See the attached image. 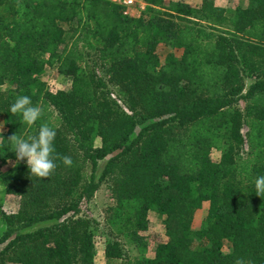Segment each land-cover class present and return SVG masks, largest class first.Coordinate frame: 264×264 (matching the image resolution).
Returning <instances> with one entry per match:
<instances>
[{
    "label": "trees",
    "instance_id": "1",
    "mask_svg": "<svg viewBox=\"0 0 264 264\" xmlns=\"http://www.w3.org/2000/svg\"><path fill=\"white\" fill-rule=\"evenodd\" d=\"M147 2L131 16L108 0H0V162L12 161L0 184L22 205L6 212L0 197V264H94L99 232L104 264H264V0ZM160 43L181 54L161 61ZM46 66L70 87L48 89ZM17 95L41 108L32 125L10 111ZM42 123L56 129V167L36 177L8 138ZM106 180L102 230L86 205ZM150 211L164 232L148 256Z\"/></svg>",
    "mask_w": 264,
    "mask_h": 264
},
{
    "label": "rangeland",
    "instance_id": "2",
    "mask_svg": "<svg viewBox=\"0 0 264 264\" xmlns=\"http://www.w3.org/2000/svg\"><path fill=\"white\" fill-rule=\"evenodd\" d=\"M171 1H181L188 3L190 6L199 8L202 0H166L167 4ZM247 4V0H214V5L216 6H222L227 8H235V7H245ZM186 19H178V22L184 23L186 22ZM202 25H206L205 21H202ZM206 28V27H205ZM208 29V28H206ZM209 30V29H208ZM219 31V30H218ZM215 31L214 32H218ZM181 49L174 48L168 44L160 43L157 48V53L160 57L161 61L168 60L173 57H178L181 54ZM43 57H46V54L43 55ZM100 73L107 77L104 67H101V70L99 69ZM41 81L45 82V85L48 89L55 91L57 89H68L70 87V79L66 76H63L59 74L55 67L46 66L43 73L39 77ZM247 83L250 82V79L246 80ZM10 85L4 84L0 86V89H7ZM114 87H112L113 90ZM239 105L242 107L243 102L240 101ZM5 127L3 124L2 119L0 118V135L4 132ZM177 133H180V135H184L187 131V129H176ZM96 144H99V139H96ZM211 156L213 159H218L220 157V151L219 150H213L211 152ZM105 163V159L99 160V165L97 169V173L99 174L103 168V165ZM12 164V161L0 162V171L7 169ZM0 197L3 209L6 212H17L21 205V200L18 196L13 194H5L3 191V186L0 184ZM114 203V198L111 191V184L108 180L103 181L99 188L95 191L94 196L88 201L87 203V211L91 214L92 217L97 219L100 223V227L102 230H105L106 224H105V218L107 214V209L109 206H111ZM208 202L204 201L202 203V206L198 208L195 211L194 219H193V228L198 226L201 220L205 217L207 212ZM148 228L144 231H141V234L143 236V241L146 245V255L150 256L153 254L154 248L157 244V242L163 238V217L159 214H157L154 211H150L148 213ZM5 229V224L0 219V235ZM101 232L98 233V236L96 237V255L94 258V264H104V255H103V234ZM128 252L130 255L138 254L137 250L135 248H129ZM226 251L228 250L225 249ZM4 264H18L15 262H5Z\"/></svg>",
    "mask_w": 264,
    "mask_h": 264
},
{
    "label": "clouds",
    "instance_id": "3",
    "mask_svg": "<svg viewBox=\"0 0 264 264\" xmlns=\"http://www.w3.org/2000/svg\"><path fill=\"white\" fill-rule=\"evenodd\" d=\"M10 111L19 114L25 125H32L41 116V108L34 105L28 95H17L10 104ZM56 129L47 123H42L35 135L25 138L19 134H13L8 139L11 141L15 162L23 161L31 175L47 177L50 171L56 167L52 158L54 151L53 141ZM65 164H71V157H63ZM254 190L257 196L264 195V175L254 179Z\"/></svg>",
    "mask_w": 264,
    "mask_h": 264
},
{
    "label": "built area",
    "instance_id": "4",
    "mask_svg": "<svg viewBox=\"0 0 264 264\" xmlns=\"http://www.w3.org/2000/svg\"><path fill=\"white\" fill-rule=\"evenodd\" d=\"M122 8L124 14L139 15L148 5L147 0H108Z\"/></svg>",
    "mask_w": 264,
    "mask_h": 264
}]
</instances>
